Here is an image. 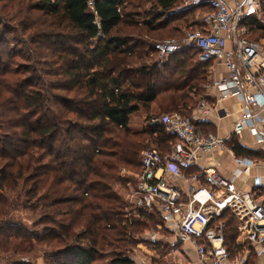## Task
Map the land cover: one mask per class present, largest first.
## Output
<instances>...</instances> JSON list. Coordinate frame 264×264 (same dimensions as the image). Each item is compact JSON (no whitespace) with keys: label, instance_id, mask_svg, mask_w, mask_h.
I'll return each mask as SVG.
<instances>
[{"label":"trees","instance_id":"1","mask_svg":"<svg viewBox=\"0 0 264 264\" xmlns=\"http://www.w3.org/2000/svg\"><path fill=\"white\" fill-rule=\"evenodd\" d=\"M29 1L25 11L3 8L0 15L17 30L20 26L21 33L34 29L36 41L52 46L50 55L48 47L46 53L37 47L32 54L50 67L44 75L56 80L35 82L40 69L21 71L16 59L28 60L2 49L0 261L34 264L37 247L45 250L42 264H134L129 253L139 243L155 247L159 254L171 250L176 242L161 244L144 235V230L155 231L161 217L128 204L116 189L135 184L121 171L138 173L141 153L149 146L167 156L177 139L159 125L134 130L130 120L141 110L149 112L154 103L163 115L190 113L203 97L201 85L210 64L199 61L194 46L161 62L152 59L157 54L150 43L113 36L120 25L137 26L127 19L125 0ZM183 1L154 0L160 13L143 22L147 34L163 31L174 21L185 26L187 19L181 17L206 11L188 8L172 14ZM32 14L49 19L46 26L53 31L43 32L45 24L30 20ZM24 22L30 26L24 27ZM242 24L264 38V24L255 16ZM195 126L211 133L210 125L196 121ZM228 148L238 158L264 159L236 140ZM258 191L264 197V189ZM18 211L38 213L33 226L40 225V232H30L15 217ZM219 221L225 222L226 248L233 257L239 252L234 218L223 212ZM160 234L170 235L164 229Z\"/></svg>","mask_w":264,"mask_h":264},{"label":"built area","instance_id":"2","mask_svg":"<svg viewBox=\"0 0 264 264\" xmlns=\"http://www.w3.org/2000/svg\"><path fill=\"white\" fill-rule=\"evenodd\" d=\"M87 5L97 23L92 2ZM185 6L206 8L199 13L195 29L186 31L182 39L151 44L152 49L162 62L181 48L196 47L199 61L211 65L213 80L205 87L206 95L198 103L194 119L179 113L150 118V127L162 126L177 141L167 156L154 148L143 151L138 173L121 171L122 177L135 180L126 202L170 218L175 242L179 246L190 244L199 264H257V259L264 264V199L258 191L263 187L262 176H250L251 169L264 161L238 158L228 148L232 140L248 132L254 149L264 155V38L251 40L242 24L256 16L260 0H185ZM180 11L183 9L176 12ZM219 67L224 71H218ZM230 99L236 102L237 118L227 135L204 133L195 126L198 119L229 116L217 105ZM216 152L232 156L236 168L229 178L212 165L200 167L205 155ZM242 175L254 181L248 192L236 188L235 182ZM223 212L234 218L238 242L247 250L242 256L231 257L226 248L225 222H215Z\"/></svg>","mask_w":264,"mask_h":264},{"label":"rangeland","instance_id":"3","mask_svg":"<svg viewBox=\"0 0 264 264\" xmlns=\"http://www.w3.org/2000/svg\"><path fill=\"white\" fill-rule=\"evenodd\" d=\"M13 1L14 2H11V1L5 2V0H0V12L2 11L3 8L5 11H10L11 7H13L16 10H24L25 11V10H27L28 6L30 5L29 0H24V1H22V3H20L19 0H13ZM184 8H186L185 0L182 3L176 5V7H174V9H172V10H174L173 14H176L177 10H182V9L186 10ZM125 13H128V15H129V16H127V19L132 21L133 24H134V22L137 23V26L135 27V24L133 27H126L125 25H120L113 32V36L123 37L126 40H132L133 42H136V41H140V42L144 41L145 42L146 41L150 44H154L158 41L166 40V39H177V40L182 39L184 37L186 31H190V30L195 29L196 26L194 27L193 22L195 21V19L198 16L197 12L193 11V12L189 13L188 15H184L183 17H181L183 20L187 19L188 24H186L185 26L182 24L183 22H181V21H179L180 23H178V21H174V23L168 24L166 29H164L163 31H156V32H152V33L147 34V32H146L147 30H146V27L143 26V22L146 19L150 18L152 15L160 13V10L156 8L154 0H125ZM255 17L259 20V22L264 24V0L260 1V10L256 14ZM34 19H38L40 23L45 24L42 28L43 32L51 33V30L53 31V29L46 26L50 22L49 19H46V18L41 17V16H36L33 14L30 15V20H34ZM22 25L24 27L30 26L29 23H25V22ZM21 29L22 28L19 26L18 30H21ZM172 29L175 30L174 31L175 33L170 31ZM18 30H17V27L15 26L14 23L6 21V18L2 17L0 15V54H2V49L3 50L6 49V51H12V52H15V53H18V54L24 56V58H26L28 61L16 59L15 64H16L17 68H20L21 71L27 70V72H32V71H34V69H40V71H37L34 75V77L36 79L35 82H37V83H40L41 81H54V80H56L53 77H47L44 75L46 69H49L50 67L46 68L44 66L45 63L39 59L38 55L32 54L33 50H35L37 47L40 48V50L43 53H46L44 50L46 49L45 47H48L49 51L47 52V54L50 55L51 50H52V46L47 44L45 42V40H42V39L36 41L35 35L33 34L34 29H31L30 31H25L23 33L19 32ZM15 31H17V32L15 33ZM56 32H57V30L54 32V34H56ZM138 32H141L142 35L138 36L137 35ZM176 32H179V33H176ZM65 34H69V33L65 32ZM248 36L251 40H258L259 39V37H257V34H254L252 32H249ZM31 42H34V43H31ZM152 59L153 60H159V58L155 55H152ZM193 60H194L193 62L197 61V57H194ZM34 63H39V65L35 66ZM13 68H15V67H13ZM54 68L55 67L53 66L51 69L54 70ZM210 72H211V65L208 68L206 83L201 85V87H203V89H204L203 97L201 99H197L195 101V103L193 105L194 107L191 109L190 113L181 114L183 117H190L191 119H194V117H195L194 111H195L198 103L206 95L205 87L207 86V84H209L211 82V80H213V76ZM157 106H158V104L154 103L151 105V109L149 112H145V111L141 110L137 114L133 115L131 117V120H130V127L134 130L139 129L140 127H145L148 124L150 118L163 115V113H160ZM230 121H232V119L228 118V119H226L225 123L227 124ZM215 132H216V129L212 127L211 133H215ZM208 133H210V132H208ZM148 149H152V147L149 146L146 150H148ZM253 152H256V154L258 153L260 156L263 155L261 151H253ZM242 176H246V175H242ZM242 178H245V177H242ZM116 191L118 193L120 192L118 189H116ZM6 196L8 197L9 200L13 199V194L6 193ZM21 199H23V197ZM37 215H38V213L35 214V213H31L29 211H18L17 214L15 213V217H19L21 219L20 221L26 225L27 229L30 232H40V230L42 229V227L40 225L35 226V227L33 226L34 223L37 221ZM154 229L156 231V228H154ZM155 231L144 230V235H145V237L146 236H153L157 233ZM176 248H177V250H179L178 244L175 247L171 248V254H172L173 250ZM36 251L39 253V255L35 257L34 264H42V252H44L45 250L43 248L40 249L37 247ZM169 251L170 250H168L167 252H164L162 254V256H165ZM129 254H130V256H132L134 258L135 253H133L131 251ZM165 257L160 258L162 264H170V263L174 264V262L177 261L178 258H180V257L175 255V260H174V258L171 255V262H170L167 259L165 260ZM188 260L189 261L192 260L193 262H195L196 257H195V259H193V257H192V259H188ZM0 264H5V262L0 261Z\"/></svg>","mask_w":264,"mask_h":264},{"label":"crops","instance_id":"4","mask_svg":"<svg viewBox=\"0 0 264 264\" xmlns=\"http://www.w3.org/2000/svg\"><path fill=\"white\" fill-rule=\"evenodd\" d=\"M199 13L200 12H197L198 16L200 15ZM198 16H197V18H198ZM197 18L193 22L194 26L197 25ZM217 69H218V71H222V70L224 71V69L222 67H219ZM209 102L212 103V102H214V100L210 99ZM217 107L220 109H225L229 113V116L223 117V118H215V116L212 115L208 118L198 119V123L203 122L204 126L210 125L216 129L215 134H217L219 136H225L231 131L232 123L237 118V116H236L237 105H236V102L234 99H230V100L225 101V102H220L217 105ZM228 118H231L232 121H230L229 123L226 124L225 121ZM206 123H208V124H206ZM237 143L240 144L242 147L248 148L250 151H258V150L254 149L253 138L248 132L243 133L241 135V137L239 138V140H237ZM258 161H264V159H261ZM209 165L214 166V168H216V170L225 178H229L231 176L232 172L234 171V169L236 168V166L233 162L232 156L226 152L225 153L216 152V153H213L211 155H205V158L201 161L200 167H206ZM255 175L262 176V184H263L262 188L264 189V165L259 166L257 168L254 167L251 169L250 176L252 177ZM242 177H245V178H242ZM175 184L178 187H180L181 189L184 187L183 183H181L180 181H175ZM253 184H254L253 179L248 178L247 176H241V178L236 180V182H235L237 190H239L241 192H248L252 188ZM130 186L132 187L133 185L128 184L125 188L117 187V189L120 191L118 194L125 201L127 200L128 192L130 191ZM261 198L264 199L263 196ZM151 214H155V213H151ZM155 215H158V214H155ZM161 220H162V223L161 224L158 223L155 226L156 227L155 232H157V233L153 236H146V237H149L153 241L159 242L161 244L169 243V245L172 246L175 243V238H174L175 227L171 224L170 218L161 217ZM162 229L167 230L170 233V235H167V236L162 235L161 236L160 233H161ZM238 238H239V234L235 240L237 248H239V252L236 253L234 256H242L247 251L246 247H244V245L239 244ZM178 249L179 250H177V248L174 249L172 254H171V250H170L165 255L166 256L165 257V256H162V254H159V252L155 249V247L147 246L144 243H139L136 245V247L134 249H132V252L135 253L134 258L133 257L132 258L134 259V264H151V260H155L157 262L156 264H160L161 263V259H160L161 257L162 258L165 257V260L167 259L171 262V255L174 258V260H175V255H176L180 258H178V260L175 261L174 264H199V262L197 260L196 251L190 244H183V245L179 246ZM192 257H193V259H195V257H196L195 262H193L192 260H190V261L188 260V259H192ZM256 263L259 264L260 260L257 259Z\"/></svg>","mask_w":264,"mask_h":264}]
</instances>
